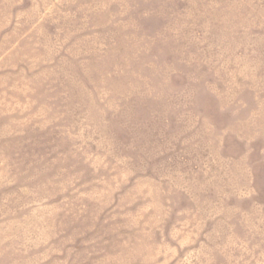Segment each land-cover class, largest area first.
I'll return each mask as SVG.
<instances>
[{
	"label": "rangeland",
	"instance_id": "374dc122",
	"mask_svg": "<svg viewBox=\"0 0 264 264\" xmlns=\"http://www.w3.org/2000/svg\"><path fill=\"white\" fill-rule=\"evenodd\" d=\"M0 264H264V0H0Z\"/></svg>",
	"mask_w": 264,
	"mask_h": 264
}]
</instances>
